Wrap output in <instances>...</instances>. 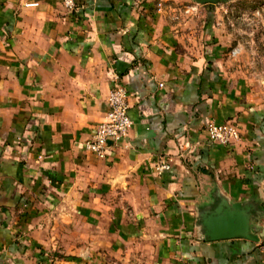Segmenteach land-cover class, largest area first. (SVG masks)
I'll return each instance as SVG.
<instances>
[{
    "label": "crops",
    "instance_id": "1",
    "mask_svg": "<svg viewBox=\"0 0 264 264\" xmlns=\"http://www.w3.org/2000/svg\"><path fill=\"white\" fill-rule=\"evenodd\" d=\"M159 1L0 0V264H264V100L241 42ZM116 84L133 124L99 158L84 145ZM211 119L241 138L211 142ZM237 201L258 239H210L204 217Z\"/></svg>",
    "mask_w": 264,
    "mask_h": 264
},
{
    "label": "rangeland",
    "instance_id": "2",
    "mask_svg": "<svg viewBox=\"0 0 264 264\" xmlns=\"http://www.w3.org/2000/svg\"><path fill=\"white\" fill-rule=\"evenodd\" d=\"M158 7L170 10L181 22L190 21L197 12L200 15L203 8L211 9L216 26H219L218 21L224 24V42L228 45L234 40L241 42H235L230 48H233L234 63L244 65L241 74L248 76L250 86L264 100V0H217L215 3L170 0L168 3L159 1Z\"/></svg>",
    "mask_w": 264,
    "mask_h": 264
},
{
    "label": "built area",
    "instance_id": "3",
    "mask_svg": "<svg viewBox=\"0 0 264 264\" xmlns=\"http://www.w3.org/2000/svg\"><path fill=\"white\" fill-rule=\"evenodd\" d=\"M77 1L62 0L65 8L69 11L75 10ZM107 102L109 110L106 112L105 119L97 125L93 135L84 145L86 150L95 153L99 158L107 157L111 146L124 140L133 124L128 114V92L124 85L116 84L113 86ZM206 132L211 142L225 146H229L241 138L238 124L230 119L223 122L214 119L209 120ZM169 168L170 164L165 161L156 165V170L159 173Z\"/></svg>",
    "mask_w": 264,
    "mask_h": 264
},
{
    "label": "water",
    "instance_id": "4",
    "mask_svg": "<svg viewBox=\"0 0 264 264\" xmlns=\"http://www.w3.org/2000/svg\"><path fill=\"white\" fill-rule=\"evenodd\" d=\"M198 3H215L217 0H196ZM248 208L243 203L237 201L230 207L220 205L213 212L206 215L203 225L206 233L212 240L225 238L245 237L248 239H258L249 232L247 225Z\"/></svg>",
    "mask_w": 264,
    "mask_h": 264
}]
</instances>
